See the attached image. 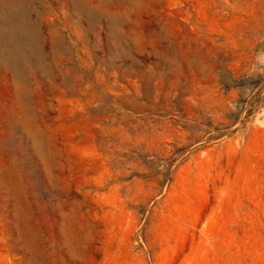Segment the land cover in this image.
I'll return each mask as SVG.
<instances>
[{
    "label": "rangeland",
    "instance_id": "rangeland-1",
    "mask_svg": "<svg viewBox=\"0 0 264 264\" xmlns=\"http://www.w3.org/2000/svg\"><path fill=\"white\" fill-rule=\"evenodd\" d=\"M0 264H264V0H0Z\"/></svg>",
    "mask_w": 264,
    "mask_h": 264
}]
</instances>
